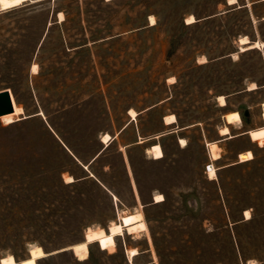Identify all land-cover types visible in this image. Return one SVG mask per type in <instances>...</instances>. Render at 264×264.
I'll use <instances>...</instances> for the list:
<instances>
[{
  "label": "rangeland",
  "instance_id": "374dc122",
  "mask_svg": "<svg viewBox=\"0 0 264 264\" xmlns=\"http://www.w3.org/2000/svg\"><path fill=\"white\" fill-rule=\"evenodd\" d=\"M230 1L0 9V89L23 108L12 122L0 116V264L8 254L28 258L35 245L49 252L90 229L109 232L138 210L146 230L37 264H264V0ZM244 35L259 45L242 49ZM230 111L241 121L228 123ZM169 114L175 123H165ZM246 150L254 157L239 161ZM130 248L139 251L131 261Z\"/></svg>",
  "mask_w": 264,
  "mask_h": 264
},
{
  "label": "bare ground",
  "instance_id": "6f19581e",
  "mask_svg": "<svg viewBox=\"0 0 264 264\" xmlns=\"http://www.w3.org/2000/svg\"><path fill=\"white\" fill-rule=\"evenodd\" d=\"M26 1L30 0H0V9L5 10V9H10L11 7L20 5ZM32 1V0H31ZM236 0H231L230 3H234ZM192 18V17H191ZM151 22L155 23V17L151 15ZM241 43L243 44L242 49H247L251 47H256L259 45L257 41L254 43H251L250 39L248 36L244 35L240 38ZM35 67V71L37 72L38 70V65L35 63L33 64L32 70ZM251 85V84H250ZM255 85V87H253ZM252 89L256 88V84L253 83ZM221 105L226 104V99L225 96L221 95L219 97ZM14 102V101H13ZM263 106V118H264V102L262 103ZM23 108L15 106L14 105V111L13 113H21ZM133 117L136 115V111L134 109L130 110ZM2 116V115H1ZM3 118L6 122H12L14 120V115L12 112L4 114ZM226 121L228 123H234V122H240L241 121V115L238 111H230L225 114ZM165 123L171 124L175 123L177 121V117L175 114H169L164 117ZM220 134L226 137H231V131L228 125H224L220 128ZM103 141H108L111 139V135L109 133H105L103 135ZM179 141L181 145H186L187 140L184 137H180ZM209 145V152L211 155L212 161L218 160L221 158V153L219 150V145L217 141H211L208 142ZM153 152V155L155 158H161L164 156L163 149L159 143H155L151 146L150 149ZM250 154V155H249ZM245 157H247L245 159ZM254 157L253 152L251 150H246L244 152L239 153V161H247L250 160ZM208 173L211 178L217 176V168L214 163L209 164L208 168ZM73 180V179H72ZM71 181V180H70ZM159 198V199H158ZM164 199V195L162 193H157L155 195V200L156 201H162ZM246 217H250V210H246ZM121 222L119 223H113L110 226L109 232H106L104 229H90L86 233V240L77 244L73 245L74 250L76 251L77 254H83L88 252V243L97 241L99 246L102 249H107L109 247L115 246V236L124 234V231L127 230L128 233H139L141 231H144L147 229L146 223L143 220V214L141 211H137L134 213H128L120 216ZM130 261L132 260L131 258L135 256L136 254L139 253L137 248H130L127 249ZM45 251L43 250L42 246L40 245H35L30 249V256L28 258L22 259V264H37L36 260L38 258H41L45 255ZM17 258L13 254H8L4 257L1 258V264H16L17 263ZM134 264V263H132ZM250 264H260L259 262H250Z\"/></svg>",
  "mask_w": 264,
  "mask_h": 264
},
{
  "label": "water",
  "instance_id": "95a60500",
  "mask_svg": "<svg viewBox=\"0 0 264 264\" xmlns=\"http://www.w3.org/2000/svg\"><path fill=\"white\" fill-rule=\"evenodd\" d=\"M13 100H14L13 95L9 88L0 89V116L14 111ZM83 166L85 167V169H87L86 165L83 164ZM66 250L74 251L73 245H70L68 247L59 250L45 252L46 254L44 256H50ZM16 264H22V261L18 260Z\"/></svg>",
  "mask_w": 264,
  "mask_h": 264
},
{
  "label": "trees",
  "instance_id": "16d2710c",
  "mask_svg": "<svg viewBox=\"0 0 264 264\" xmlns=\"http://www.w3.org/2000/svg\"><path fill=\"white\" fill-rule=\"evenodd\" d=\"M111 145V143L108 145V146H110ZM99 157V156H98ZM98 157L96 156L94 159H93V161L91 162V163H84L85 165H87L88 166V169H89V167L98 159ZM81 160V159H80ZM83 170H84V168H83ZM85 171V170H84ZM90 172V171H89ZM92 172V171H91ZM93 173V175L96 177V178H98L99 179V176L97 175V173L95 172V171H93L92 172ZM90 174L88 173V172H86L85 171V175L84 176H89ZM17 258V257H16ZM17 261H18V259H16Z\"/></svg>",
  "mask_w": 264,
  "mask_h": 264
},
{
  "label": "snow or ice",
  "instance_id": "6c2138e0",
  "mask_svg": "<svg viewBox=\"0 0 264 264\" xmlns=\"http://www.w3.org/2000/svg\"><path fill=\"white\" fill-rule=\"evenodd\" d=\"M33 71H35V67L33 68ZM253 87H255V85H253ZM250 155V154H249ZM247 157H245V159H246ZM159 199V198H158ZM247 215V214H246Z\"/></svg>",
  "mask_w": 264,
  "mask_h": 264
},
{
  "label": "built area",
  "instance_id": "2783aa9c",
  "mask_svg": "<svg viewBox=\"0 0 264 264\" xmlns=\"http://www.w3.org/2000/svg\"><path fill=\"white\" fill-rule=\"evenodd\" d=\"M208 168H209V165H207V170H208Z\"/></svg>",
  "mask_w": 264,
  "mask_h": 264
},
{
  "label": "crops",
  "instance_id": "0c3cea01",
  "mask_svg": "<svg viewBox=\"0 0 264 264\" xmlns=\"http://www.w3.org/2000/svg\"><path fill=\"white\" fill-rule=\"evenodd\" d=\"M248 132V131H247Z\"/></svg>",
  "mask_w": 264,
  "mask_h": 264
}]
</instances>
